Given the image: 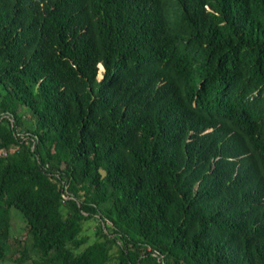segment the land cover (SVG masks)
I'll list each match as a JSON object with an SVG mask.
<instances>
[{"label":"trees","instance_id":"16d2710c","mask_svg":"<svg viewBox=\"0 0 264 264\" xmlns=\"http://www.w3.org/2000/svg\"><path fill=\"white\" fill-rule=\"evenodd\" d=\"M10 257L264 264V0H0Z\"/></svg>","mask_w":264,"mask_h":264},{"label":"rangeland","instance_id":"374dc122","mask_svg":"<svg viewBox=\"0 0 264 264\" xmlns=\"http://www.w3.org/2000/svg\"><path fill=\"white\" fill-rule=\"evenodd\" d=\"M102 71L101 68H99V74L100 72ZM11 215H12V230H13V233L16 237L22 239L24 237V232H25V221L23 220V218L20 216L21 214L12 209V212H11ZM96 222L94 220H91V221H88L86 224H85V229H87V226L89 227L87 229V233L90 235V239L93 238V233L91 232L95 226ZM4 264H16L13 259H10L8 258ZM27 264V263H25Z\"/></svg>","mask_w":264,"mask_h":264}]
</instances>
